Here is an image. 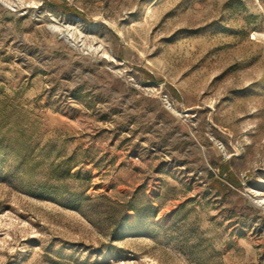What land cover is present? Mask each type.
I'll return each instance as SVG.
<instances>
[{
    "label": "rangeland",
    "instance_id": "rangeland-1",
    "mask_svg": "<svg viewBox=\"0 0 264 264\" xmlns=\"http://www.w3.org/2000/svg\"><path fill=\"white\" fill-rule=\"evenodd\" d=\"M264 0H0V264H264Z\"/></svg>",
    "mask_w": 264,
    "mask_h": 264
},
{
    "label": "bare ground",
    "instance_id": "bare-ground-1",
    "mask_svg": "<svg viewBox=\"0 0 264 264\" xmlns=\"http://www.w3.org/2000/svg\"><path fill=\"white\" fill-rule=\"evenodd\" d=\"M257 203H259L260 205H264V199H257Z\"/></svg>",
    "mask_w": 264,
    "mask_h": 264
}]
</instances>
